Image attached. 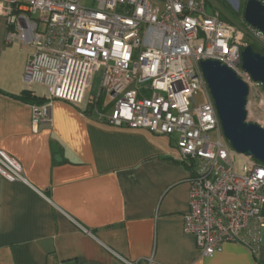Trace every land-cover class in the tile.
<instances>
[{
  "label": "built area",
  "instance_id": "1",
  "mask_svg": "<svg viewBox=\"0 0 264 264\" xmlns=\"http://www.w3.org/2000/svg\"><path fill=\"white\" fill-rule=\"evenodd\" d=\"M230 1L244 7L248 0ZM0 16L7 41L33 48L25 83L47 88L44 102L32 106L35 128L51 122L54 101L82 104L93 74L103 69L97 98L109 96L111 124L177 136L175 159L191 172L184 230L203 254L227 242L257 252L264 238V164L248 156L247 168L237 171V151L223 141L201 67L213 59L232 68L249 87L247 122L264 127V86L242 67L244 28L223 20L206 0H0ZM202 88L206 100L198 105ZM0 174L27 181L21 164L2 150Z\"/></svg>",
  "mask_w": 264,
  "mask_h": 264
},
{
  "label": "crops",
  "instance_id": "2",
  "mask_svg": "<svg viewBox=\"0 0 264 264\" xmlns=\"http://www.w3.org/2000/svg\"><path fill=\"white\" fill-rule=\"evenodd\" d=\"M7 33L0 16V150L27 181L0 174V264H264V238L207 256L185 232L191 172L174 136L111 124L90 87L35 128L26 92L47 88L25 83L33 48Z\"/></svg>",
  "mask_w": 264,
  "mask_h": 264
},
{
  "label": "water",
  "instance_id": "3",
  "mask_svg": "<svg viewBox=\"0 0 264 264\" xmlns=\"http://www.w3.org/2000/svg\"><path fill=\"white\" fill-rule=\"evenodd\" d=\"M238 3V2H237ZM244 21L264 35V4L248 0ZM242 67L264 86V55L248 44L242 50ZM201 67L214 99L224 136L238 153L264 164V127L247 122L248 85L229 66L218 60L201 61Z\"/></svg>",
  "mask_w": 264,
  "mask_h": 264
},
{
  "label": "rangeland",
  "instance_id": "4",
  "mask_svg": "<svg viewBox=\"0 0 264 264\" xmlns=\"http://www.w3.org/2000/svg\"><path fill=\"white\" fill-rule=\"evenodd\" d=\"M206 1L211 11H218L222 18L223 17L228 18L233 24L239 25L240 27L244 28V30L247 31L246 42H249L250 44L255 42L258 46L264 47V40H262L261 37L253 33V31L251 30V28L247 23L244 24L245 21L243 19V6L240 4L241 2L238 5L237 2L232 3L230 0H206ZM102 74H103V69L98 70L93 74L89 88L90 95L98 94L100 89ZM42 91H45V88ZM104 98H105L104 104H109L110 103L109 96H105ZM195 100L198 105H202L205 102L206 93L204 88L199 90L198 94L195 96ZM210 135L212 140H216L218 137L217 132L214 131L210 132ZM176 137L177 136L173 137L174 140H176ZM223 141L226 144L229 143L226 137L223 138ZM232 158L237 171L244 172V170L247 168L246 159L248 158V156L236 152V154H233Z\"/></svg>",
  "mask_w": 264,
  "mask_h": 264
},
{
  "label": "trees",
  "instance_id": "5",
  "mask_svg": "<svg viewBox=\"0 0 264 264\" xmlns=\"http://www.w3.org/2000/svg\"><path fill=\"white\" fill-rule=\"evenodd\" d=\"M242 6H243V3H242ZM240 15H241V14H240ZM222 19L225 20V21H228V22L232 23V22H231L228 18H226V17H223ZM245 23H246V22H244V24H245ZM248 44H250V43L248 42ZM250 45L253 46V48H254L255 51H257V52H259V53H261V54L264 55V47L258 46L255 42H254V43H251ZM26 97H29L33 102H35V103H37V104H40V103L44 102V100H45V97H40V98H38V97H34V95H33V93H32L31 91H27V92H26Z\"/></svg>",
  "mask_w": 264,
  "mask_h": 264
}]
</instances>
